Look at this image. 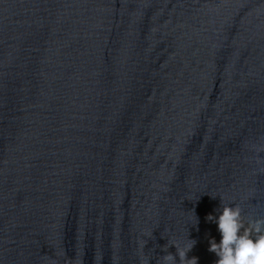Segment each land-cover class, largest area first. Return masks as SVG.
Segmentation results:
<instances>
[{"label": "water", "instance_id": "obj_1", "mask_svg": "<svg viewBox=\"0 0 264 264\" xmlns=\"http://www.w3.org/2000/svg\"><path fill=\"white\" fill-rule=\"evenodd\" d=\"M224 204L264 216V0H0V264H214Z\"/></svg>", "mask_w": 264, "mask_h": 264}, {"label": "clouds", "instance_id": "obj_2", "mask_svg": "<svg viewBox=\"0 0 264 264\" xmlns=\"http://www.w3.org/2000/svg\"><path fill=\"white\" fill-rule=\"evenodd\" d=\"M220 208L218 216H206V220L216 223L220 233L219 242L209 238L208 250L217 257L214 264H264V216L249 218L246 224L238 205L224 204ZM188 240L190 243L184 246L171 243L175 255L167 251L168 244L161 246L165 253L159 256L161 264H197V257L187 256L196 241Z\"/></svg>", "mask_w": 264, "mask_h": 264}]
</instances>
